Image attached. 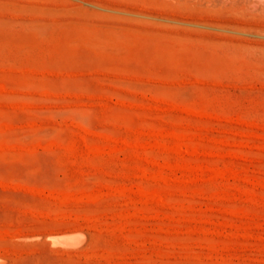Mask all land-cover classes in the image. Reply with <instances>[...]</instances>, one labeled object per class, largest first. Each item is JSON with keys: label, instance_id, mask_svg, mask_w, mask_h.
Segmentation results:
<instances>
[{"label": "rangeland", "instance_id": "1", "mask_svg": "<svg viewBox=\"0 0 264 264\" xmlns=\"http://www.w3.org/2000/svg\"><path fill=\"white\" fill-rule=\"evenodd\" d=\"M0 264H264V0H0Z\"/></svg>", "mask_w": 264, "mask_h": 264}, {"label": "bare ground", "instance_id": "2", "mask_svg": "<svg viewBox=\"0 0 264 264\" xmlns=\"http://www.w3.org/2000/svg\"><path fill=\"white\" fill-rule=\"evenodd\" d=\"M54 238V240H56V241H61L62 240V242L63 241H66L69 245L71 244V245H74L72 242H75L74 240H72V239H70L68 236H54L53 237ZM63 243H65V242H63Z\"/></svg>", "mask_w": 264, "mask_h": 264}]
</instances>
